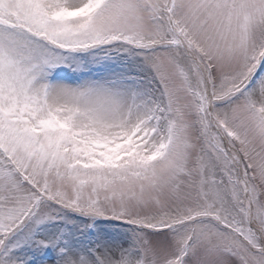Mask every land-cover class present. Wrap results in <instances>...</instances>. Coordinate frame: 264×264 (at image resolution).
<instances>
[{"label": "snow or ice", "instance_id": "obj_1", "mask_svg": "<svg viewBox=\"0 0 264 264\" xmlns=\"http://www.w3.org/2000/svg\"><path fill=\"white\" fill-rule=\"evenodd\" d=\"M0 264H264V0H0Z\"/></svg>", "mask_w": 264, "mask_h": 264}]
</instances>
